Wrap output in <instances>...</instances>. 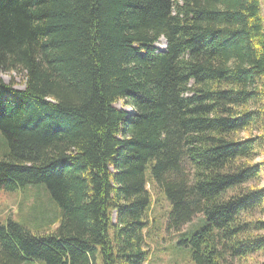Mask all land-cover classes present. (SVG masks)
I'll return each mask as SVG.
<instances>
[{
	"label": "trees",
	"instance_id": "1",
	"mask_svg": "<svg viewBox=\"0 0 264 264\" xmlns=\"http://www.w3.org/2000/svg\"><path fill=\"white\" fill-rule=\"evenodd\" d=\"M1 72L0 190L58 213L0 264H150L158 197L171 255L264 264V0H0Z\"/></svg>",
	"mask_w": 264,
	"mask_h": 264
},
{
	"label": "rangeland",
	"instance_id": "2",
	"mask_svg": "<svg viewBox=\"0 0 264 264\" xmlns=\"http://www.w3.org/2000/svg\"><path fill=\"white\" fill-rule=\"evenodd\" d=\"M156 48L159 51L165 49V40L160 38L156 43ZM0 78L5 82L14 79L16 88H23V80L17 73H0ZM116 107L129 111L130 108L125 106L121 102H118ZM6 152V146L4 145V138L0 133V160ZM259 186H264V180L258 182ZM168 209L167 203L161 198H157V202L150 212L149 220L152 217L156 218V223L153 226L152 234L150 235L153 240H148L150 247L154 248L153 255L150 264H186L185 251L179 249L177 255L172 254L171 243L175 241V238L179 235V232L174 230H165L164 228V213ZM56 211L58 213L57 205L50 199L47 190L42 184L28 185L24 189L16 190L13 192H7L0 190V222H4L8 217L16 220L21 224H25L27 227H33V216L48 217V219H54ZM200 215H197L192 223L184 225L180 231L185 232L191 226L195 227L198 223ZM39 218V217H38ZM35 221V220H34ZM56 226L58 220L53 221ZM47 226L42 223L40 226ZM32 229V228H31ZM166 248V251H159V249ZM158 256V258H157ZM258 261H264V255L256 257ZM28 264H43L41 262L32 261Z\"/></svg>",
	"mask_w": 264,
	"mask_h": 264
}]
</instances>
